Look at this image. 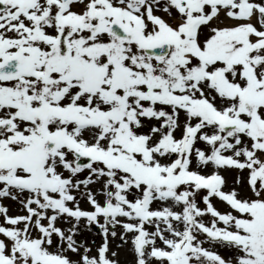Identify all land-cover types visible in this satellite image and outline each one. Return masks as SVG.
<instances>
[{
	"label": "snow or ice",
	"instance_id": "snow-or-ice-1",
	"mask_svg": "<svg viewBox=\"0 0 264 264\" xmlns=\"http://www.w3.org/2000/svg\"><path fill=\"white\" fill-rule=\"evenodd\" d=\"M0 264H264V0H0Z\"/></svg>",
	"mask_w": 264,
	"mask_h": 264
},
{
	"label": "bare ground",
	"instance_id": "bare-ground-1",
	"mask_svg": "<svg viewBox=\"0 0 264 264\" xmlns=\"http://www.w3.org/2000/svg\"><path fill=\"white\" fill-rule=\"evenodd\" d=\"M122 256H123V253H122Z\"/></svg>",
	"mask_w": 264,
	"mask_h": 264
}]
</instances>
